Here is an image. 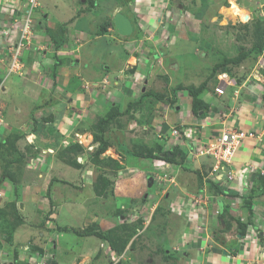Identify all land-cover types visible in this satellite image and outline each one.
<instances>
[{"label":"crops","instance_id":"0c3cea01","mask_svg":"<svg viewBox=\"0 0 264 264\" xmlns=\"http://www.w3.org/2000/svg\"><path fill=\"white\" fill-rule=\"evenodd\" d=\"M181 1L182 3L179 0H115L110 4L111 6L102 7L99 2L93 0H90V3L88 0H40L41 6L35 13L33 44L23 55L25 70L22 75L9 73L11 59L8 55L4 56L5 52L0 50V56L3 57V61L0 62V87L2 89L0 106L7 124L3 132L7 134L9 129L10 132L18 134L16 136L19 138L15 142L17 151L21 150L22 144L27 141L29 145L33 146V155L25 156L22 160H25V168L27 167L29 172L37 170L35 172H38L41 178L35 183L22 184L19 190H15L16 182L10 178L0 185V209L15 202L17 205L16 215L20 218L14 229L13 242L11 243L13 246L0 248L1 252L5 254L7 251L8 257L13 260L8 264H32L30 255L27 257V252L24 250L28 244L34 243L40 245L39 248H43L44 251L49 250L48 243L52 244L54 251L48 253L52 256L50 264H106V262L115 264L116 258L119 259V255L111 249L108 241L92 235H78L75 232L84 231L83 227L81 229L80 226H77L73 217L81 216L86 210L84 207L87 204L83 202L78 204L72 198L71 201L64 199L57 205L56 186L59 182L56 181L53 185L54 177L51 175L54 169L60 168L62 169L58 173L60 177H57L59 181L64 180L70 184L72 183L70 180H72L77 185L81 183L82 179L85 182L94 177L91 167L78 168V166L67 162V156L60 159L59 155L62 150L73 144L82 145L79 138L83 137L89 143L90 150H93L95 145L98 147V143L94 142L92 127L97 119L108 113L112 107H119L121 111L119 118H122L130 114V111L136 106L154 104L151 113L149 110L147 111V122L151 121L148 127L152 131H157V134L160 131L168 134V131L174 126L198 125L200 123V125L206 126L205 129H200L202 140L220 135L223 125L232 128L228 127V124L232 118L236 117L237 124L244 125L246 132L256 133L257 138L247 139L242 143L235 154L236 162H233L228 168L229 171L236 173L243 166L250 164L264 167V68L260 71L259 65L252 69L249 68L248 71L240 68V82L236 81L238 80L236 75L230 73V76L225 73L227 83L224 85V95L216 93L217 96L211 97L207 86L200 97L209 106L204 117L196 116L190 110L187 115H182V120L179 123L176 119L177 116H174L182 111L184 106L181 104L192 106L187 91H184L185 94L183 91H178L174 100L172 97L165 101H158L154 97H141V94L147 91L156 92L153 89L155 85L196 87V85L174 81V77L167 69L170 68L172 71V69L180 68L178 64L175 66L177 57H173V61L169 65L165 53L160 52L164 46L168 49L174 38L176 41L173 42V45H177L179 40L187 36L188 32L192 37L194 33L190 32L191 29L188 30L189 22L191 21L190 24L195 28L200 23L197 22L201 19L200 16L204 15V9L195 18L193 15H188L185 12L184 0ZM249 1L255 11L254 19H258L260 14L264 15V11L261 10H264L263 0ZM24 2L25 0H19L14 5L24 8ZM174 7H180L183 10L189 20L188 23L183 21L184 17L179 19L174 16ZM95 9L96 11L93 12ZM13 10L15 11L14 8ZM168 10L169 13H167ZM117 12H122L131 20L134 27L132 36L123 37L118 33L114 24V16ZM7 16L5 6L1 4L0 24L5 23ZM180 20L182 21L180 22ZM165 21L169 24V34L166 36L162 34L159 38L156 33ZM140 23L147 27L150 26L151 34L147 33L146 28L141 30ZM9 24L7 22L6 26ZM12 32L14 34V31ZM193 38L196 37L193 36ZM15 39L16 37L13 38V40ZM108 40L112 41L111 44ZM10 44L11 41H8V45ZM105 44L109 45L108 51L104 50ZM112 44L114 45L112 46ZM149 48L152 51L148 56H145ZM156 54L162 56L157 58ZM154 57L158 61H155ZM246 60L239 65L244 67ZM257 61V64L261 61L264 66L262 56ZM160 71H163L165 75L159 73ZM211 75L206 81L209 82L208 85L216 86V82H211L213 78ZM252 78L258 82L248 84V80H252ZM179 95L183 97L181 98L182 103L179 102ZM138 102L141 104L129 108L130 104ZM178 105L180 106L177 107ZM223 114L228 115L225 121H222ZM168 115H172L175 120L171 122L172 118L170 119ZM236 128L240 129L241 127ZM107 136L109 138L110 134L108 133ZM166 143V148H170L171 142ZM84 152L77 154L78 162L81 164L86 162L83 158ZM71 155L74 157V154ZM194 165L197 166L195 170L199 172L203 169L209 172L213 162L199 158ZM133 169L134 172L140 171L138 167ZM254 178L252 181L255 180ZM210 179L215 181L212 169L204 177L202 184V189L207 188L209 194L212 190L208 188ZM220 180L216 179L218 183H223L227 192L226 194H219L216 191L211 193L216 197L208 206L204 229L196 231L194 224L191 223L195 232L193 235L188 234L181 228L180 215L178 214L180 222L177 231L178 239L188 241L185 246L186 253L183 251L184 256L187 259H196L200 264H264V221L262 220L264 217V213H262L264 211V190H260L262 193L254 199V203L260 209L257 218L259 225L255 226L256 233L260 237L256 240L254 232L249 231L248 226L244 227V230L246 229L244 232L238 225L239 220L246 224L247 218L246 208H234V206H238L234 198L237 195L235 188L238 187V180L230 181L226 175H223ZM191 182L192 185L188 191L183 190L184 194H179V201L186 194L199 195L202 193L194 179L189 181V183ZM261 188H264V183ZM93 196L92 198L98 199V196ZM125 198L130 199L129 197ZM177 199L178 197L176 201ZM128 203L131 204V201L128 200ZM149 203L143 196L140 205H135V207L136 209L141 207L140 212L143 213L145 212L144 206H150ZM101 204V207L105 208V202L103 201ZM111 205L113 206L112 203ZM63 206H71L72 213L70 220L66 219V224L59 222V225L57 221ZM58 207L60 208L59 212H57ZM216 209L220 210V216L214 215ZM187 210L189 211V207ZM227 210H229L228 213H226ZM92 212L90 215L87 208L83 225L87 224L88 226L98 222L97 219L102 215L101 211L99 212L98 208ZM67 215H69L68 211ZM222 215L224 216L222 217ZM226 221L230 224L229 230H225ZM50 222L55 223L54 228ZM64 229L68 230L64 231ZM55 231L59 233L61 241L66 240L69 235L83 239H87L85 237L97 238L102 241L101 248H106V250L104 252L94 250L91 245H84L83 242L80 243L81 241L75 247L67 241L61 242L60 238L59 241L53 240L52 236ZM95 231L101 232L99 229H95ZM36 233L39 237L34 240L20 241L22 235V238L26 239L25 234L35 237ZM64 244L67 247L63 246ZM177 248L175 249L177 250Z\"/></svg>","mask_w":264,"mask_h":264},{"label":"rangeland","instance_id":"374dc122","mask_svg":"<svg viewBox=\"0 0 264 264\" xmlns=\"http://www.w3.org/2000/svg\"><path fill=\"white\" fill-rule=\"evenodd\" d=\"M93 1L99 2L102 7H109L115 0ZM243 1L244 0H229V2L228 0H184L183 3L185 2L184 6L186 8L185 12L188 15H193L194 18L197 17V14L202 9H204V15L202 17L200 16L201 19L197 21L200 23L197 24L195 28L190 24L191 21L189 22L186 18L183 10L180 9V7H174V16L179 19L184 17L183 21L185 23L189 22L188 30L191 29L190 32L194 33L193 36L201 42L197 41L193 36L191 37L188 32L187 36L179 40L177 45H173L176 38L171 40L172 45L170 44L168 49L162 45L164 47L161 48L160 52L165 53L167 64L169 63L170 65L173 61V57H177L175 66L178 64L180 68L178 70L172 69V71L170 68L167 69L170 75L174 77V81L200 87L201 85L198 84L205 82L210 77L216 64L222 63L224 59L238 58L242 53L246 54V58L244 59H247L244 63V67L246 68L242 65L228 64L218 70L212 78L211 82H216L217 85L207 86L210 92L209 95L215 97L217 96L216 93L218 92V88L225 87L224 85L226 83L221 84L223 79H227L225 73L230 76V73L236 75V77H238V80L236 81H239L241 78V76H239L241 75L240 68L248 71L249 68L252 69V67L255 68V66L259 65L257 64V60H259L260 56L264 55V51L261 54L259 53L261 48H264V17H262V21L255 20L249 24H245L241 18L234 19L231 17L230 13H228L229 8L240 7L247 10L251 15L252 12L248 10L247 7H244ZM263 1L262 3H264ZM88 2L90 3V0H88ZM179 2L182 3L181 0H179ZM261 10L264 11L263 9ZM95 11L96 9L93 12ZM169 12L170 11L168 10L167 13ZM181 21L182 20H180V22ZM140 27L141 30L146 28L148 31L147 33L151 34L150 26L147 27L143 25V23H140ZM168 27L169 24L166 21L160 25L158 32L156 31L159 38L162 34L164 36L169 34ZM109 41L110 40H108V42ZM111 42L112 41H110L109 44H111ZM113 45L114 44H112V46ZM108 48L109 45L105 44L104 50L108 51ZM151 51L152 49L149 48L145 56H148ZM156 55L158 56L157 58L162 56L161 54ZM154 58L155 61H158L156 57ZM159 73L163 76L165 75L163 71H160ZM179 86L180 85H155V88L153 89H155L157 94H162L164 97H168V99H171L170 97H172L174 100V98L177 97L176 95ZM183 94H185L184 91ZM180 96L181 95H179V102L182 103L183 100L181 98L183 97ZM151 105L153 108L154 104ZM181 105L184 106L182 107V111L174 115L177 116L176 119L179 123L182 120V115H187L188 111L193 109L191 105L186 106L184 103ZM179 106L180 105L177 107ZM123 109H125V107H123ZM148 110V104L147 106H136L130 111V114L115 121L109 131L110 137L108 140L110 141L111 146L103 155H101L99 163L96 161L97 159L94 155V152L97 150V145H95V148L93 147V150H90L88 148L90 145L86 142V139H84V137L79 138V141H81L83 147H85L83 158H85L84 160L86 161V164L84 163V167H91L94 171V177L85 182L82 179L81 183L78 185L72 180H70L72 183L68 184L64 180L59 181V178H57L60 177L58 173L62 169H54L51 175L56 179L53 178L52 183L54 185L56 181L59 182L56 186L58 191L57 205H59V202L64 199L71 201L72 198L73 200L75 199V202L78 204L83 202L87 204L84 207L86 210L81 216L76 215L73 217L77 226H80L81 229L84 228V231L82 232L90 233L95 229H99L101 232L106 233V235L125 237V242L123 244L119 243L123 250V254L119 256V259L118 257L116 258L117 262L115 264H200L196 259H187L184 254H182L183 251L185 253L187 251L185 246L188 241L185 242V240L180 241L178 239L179 235L177 234V231L179 230L180 222L181 228L188 234L193 235L195 231L186 215L184 216L180 214L179 222L175 206L176 198L178 197L177 201L180 199L179 194L183 195V190L188 191L189 187L192 185V182L189 183L191 179H194L196 185L199 184V175L195 173V168L197 166H195L194 163L196 161L192 163L186 162L181 165L170 164L171 167L169 170H164L156 168L160 159L141 158L139 156V152L145 151L146 148L153 149L155 151L154 153L159 155V152L157 151L158 147H160L159 145L166 147V142H168L167 140L158 137L157 131L154 132L148 127ZM168 116L170 119L172 118L170 120L171 122L175 120L172 115ZM240 124H237V119L234 117L229 122L228 127L236 128L239 126L242 131H245L244 125ZM6 126L7 124L5 122L0 129V180L10 178L13 182H16L15 190H19L22 184L35 183V181L37 182L41 178L39 177L38 172H35L37 170L29 172L27 167L25 168V160H22L25 156L31 157L33 155V146L29 145L27 141L25 144H22L21 150L17 151V149H15V142L19 136H17L18 138L15 137V139L14 136L18 134L10 132L9 129L8 133L5 134L3 131L6 129ZM145 126L147 127L145 128ZM170 132L171 131L169 130L168 133ZM198 144L200 146L201 141H199ZM118 147H120V149H118ZM59 156L60 159L65 158L66 156L68 159L69 157V155H66L65 150H62ZM233 162H236L235 157ZM136 167L140 168V171L134 172L133 168L136 169ZM200 173L202 175H207V170L203 169ZM149 177L152 178V181H148ZM103 179H108L110 181V186L108 187L105 196H98L96 195L97 188L101 185ZM256 182H254L253 187V189L255 188V191L260 189V183ZM93 195L98 196V199L96 200L92 198L94 197ZM143 196L148 202H150L149 204H151L152 207L151 205H143L145 212L142 213L140 212L141 207L136 209L135 205H140ZM125 197H129L130 199ZM128 200L131 201V204L128 203ZM103 201L105 202V208L101 207ZM181 201L182 200H180V202ZM9 205L10 203L8 204V207L0 209V248L2 246H13L11 243L13 242L12 238L13 233L15 232L14 229L16 224L19 223L18 221H20ZM63 207L64 208L61 213H59L60 215L57 221L59 225L60 223L66 224V219L70 220V215L72 213L71 206ZM97 207L102 214L99 213L101 217L97 219L98 222L88 226L87 224L83 225L84 216L87 214V208L91 215L93 210H98ZM59 211L60 208L58 207L57 212ZM67 211L69 215H67ZM121 215L122 217H119ZM50 224L54 228L55 223L50 222ZM29 235L30 234H25V236H27L26 239L25 237L23 239L22 235L20 241L27 239L34 240L36 237H39L38 233L35 234V237ZM52 238L53 240L59 241V233L57 231L53 232ZM85 238L87 239L69 235L66 237V240L61 241L60 238V241H67L75 247H77L79 241H81L80 243L83 242L84 245H91V248L94 250H101L102 252L106 250V248H101V240L94 237ZM19 245H21L20 242ZM39 246L40 245L35 243L28 244L27 248L24 250L28 251L27 257L30 253H34V251H38L37 253L39 254L41 251L45 253H52L54 251L52 250L51 243H48L47 247L49 250L46 249V251H44L43 248H39ZM63 246H66V244ZM177 247H179L180 250H176L175 248ZM6 254L8 255L9 253L6 252ZM41 260L42 257L39 255L33 254L30 256L32 264H36L37 262L41 263ZM106 264L110 263L106 262Z\"/></svg>","mask_w":264,"mask_h":264},{"label":"built area","instance_id":"2783aa9c","mask_svg":"<svg viewBox=\"0 0 264 264\" xmlns=\"http://www.w3.org/2000/svg\"><path fill=\"white\" fill-rule=\"evenodd\" d=\"M18 2L19 0H1L0 5L3 4L5 6L8 16L5 18V23L0 24V50L5 52L4 56L8 55L11 59L9 73L22 75L25 70L23 55L33 44L36 23L35 13L41 6V2L40 0H25L24 8L19 5H14ZM7 22L10 23L9 26H6ZM12 31H14V34ZM14 37H16L15 40H13ZM8 41H11V46L8 45ZM2 61L3 57L0 56V62ZM261 68H263V65H261ZM257 82L258 80L253 78L252 80H248V84H256ZM222 83L227 82L223 79L221 84ZM224 89L225 87H219L217 93L219 95L224 94ZM227 117V114H223L222 121H225ZM4 123L3 110L0 106V129ZM205 128L206 126L203 124L200 125V123L198 125L182 124L171 128V132L168 134L160 131L158 137L167 140L168 143L171 142V146L178 145L181 149L187 151L188 161L194 162L203 157L212 158L215 161L212 172L216 179L218 178L219 181H221L220 179L223 178V175H226L227 179L230 181L238 180V187L235 188L237 195L234 196L238 206H234V208H245V199H247L250 191L254 187L252 179L257 176H264V167L258 164H250L243 166V168L239 169L236 173L233 171L230 172L226 167L233 164L235 154L245 140L257 138L256 133L242 131L241 129L227 128L223 125V130L220 135L202 140L200 137V129L203 130ZM199 141H201L200 146L198 144ZM170 167V163L163 160H160L156 166V168L164 170H169ZM218 196L220 197L221 195ZM215 197L214 195H210L207 189H203L202 193L199 195L186 194L185 197L181 199L182 202L179 200L175 202L176 210H178L180 214L186 215L188 221L194 224L195 230L200 231L206 226L205 217L208 214V206L213 202ZM188 207L189 211L187 210ZM253 212L254 215L250 219L248 211L245 209V214H247L245 223L248 226V230L254 232V236L257 240L259 235L256 233L255 226L259 225V219L257 218L260 209L256 203L253 205ZM220 213V210L216 209L214 215L219 216ZM262 213H264V211H262ZM262 220L264 221V217ZM177 250L179 249L177 248ZM31 254L42 257L41 263L37 262L36 264H50V260L52 259V256L45 252L43 254L30 253L29 255L31 256ZM11 262H13V260L10 259L8 255L4 252L0 253V264H8Z\"/></svg>","mask_w":264,"mask_h":264},{"label":"trees","instance_id":"16d2710c","mask_svg":"<svg viewBox=\"0 0 264 264\" xmlns=\"http://www.w3.org/2000/svg\"><path fill=\"white\" fill-rule=\"evenodd\" d=\"M262 17L263 16L260 15L259 19H257V20L262 21L263 20ZM263 51H264V48L262 47L259 53L261 54ZM245 58H246V54L242 53L238 58L224 59V61L222 63L215 65L214 70H213V74L211 75V77L212 76L214 77L215 74L218 72V70H220L221 68L225 67L228 64L239 65L240 63H242V61ZM208 83H209L208 81H205L200 87H196V88L193 86H190V87L179 86L178 87V91H187V94L189 95V97L192 101V107H193L192 111L196 116L204 117L205 114H207L209 106L200 97H201V94L207 88ZM141 97L142 98L154 97L158 101H161V100L165 101V99L169 100L166 96L164 97V95H162V94H157L156 92H150V91H147V92L141 94ZM142 100H141V102H142ZM137 104L140 105L141 103L138 102L136 104L135 103L130 104L129 108H131L132 106H136ZM148 106H149V112L151 113V111L153 110L152 105L149 104ZM120 116H121V111H120L119 107H112L108 113H106L104 116L99 117L97 119L96 123L94 124V126L92 127L94 142L96 144L98 143L97 150L94 152V155L97 159L96 161L98 163L100 162L101 155H103L111 146L110 141L108 140L107 134L109 133L111 126L115 123V121L117 119H119ZM150 122H148V123H150ZM15 137L18 138L17 136H14V138ZM159 146L160 147H158V150H157L159 152V155H156L154 153L155 151L153 149L146 148L145 151L139 152V156L141 158L160 159V160L166 161L170 164H177V165L185 164L187 162V151L181 149V147H179L178 145H172V146H170V148L169 147L166 148L163 145H159ZM84 150H85L84 147L78 143L73 144L69 148H66L65 151H66L67 155H69L67 162H69L70 164L78 166V168H80V167L85 168L84 167L85 164H81L78 162V156H77V154H79V153L82 154L84 152ZM71 154H74V157ZM203 158H205L206 160H211L214 164L213 159H211L209 157H203ZM209 172L207 171V175ZM195 173L197 175H199L198 187H199V190L201 189V192H202L203 191V189H202L203 180H204V177L207 175H204V174L202 175L197 170H195ZM254 179H255V181H258L260 183V189L259 190L257 189L258 191L257 190L255 191V188L252 189L250 191L247 199H245V208L248 211L250 219L254 215V212H253L254 199L258 194L262 193V191L264 190V188H261L262 183H264V176H259V177L257 176ZM4 180L5 179L0 180V185L3 183ZM208 182H209L208 188L212 189L210 191V195L212 192L214 193V191L218 192L219 194L220 193L226 194L227 191L223 187V183L221 184L220 182L218 183L216 180L213 181L211 179ZM109 186H110V181L108 179H103L101 182V185L97 188V194L96 195L105 196L107 194L106 192H107V189ZM260 190H262V191H260ZM9 206H10L11 210L15 214H17L16 213L17 212L16 203L15 202L10 203ZM228 212H229V210L226 211V213H228ZM223 216L224 215H222V217ZM17 218H18V216H17ZM238 225L245 232L246 229L244 230V227L246 228L247 225L244 224L243 222H241L240 220L238 221ZM229 229H230V224L228 223V221H226L225 230H229ZM67 230L68 229H64V231H67ZM75 232L78 235H84V236L92 235V236H96V237H98L104 241H108L109 245L113 251H115L119 256L121 254H123V250L121 249L120 244H119V243L123 244L125 242V237H123V236L114 237V236L106 235V233L99 232V231H95V232L93 231L90 233L79 232V231H75ZM259 237L260 236H258V238ZM37 252L34 251V253H37ZM43 253H44L43 251L40 252V254H43ZM119 264H121V263H119Z\"/></svg>","mask_w":264,"mask_h":264},{"label":"water","instance_id":"95a60500","mask_svg":"<svg viewBox=\"0 0 264 264\" xmlns=\"http://www.w3.org/2000/svg\"><path fill=\"white\" fill-rule=\"evenodd\" d=\"M244 6L248 7L251 12H253V7L250 5V2L248 0L244 1ZM254 18L256 17L255 14H253ZM114 24L115 27L120 35L123 37H130L133 35L134 27L131 22V20L126 17L122 12H117L114 16ZM149 181H152V178L149 177Z\"/></svg>","mask_w":264,"mask_h":264},{"label":"bare ground","instance_id":"6f19581e","mask_svg":"<svg viewBox=\"0 0 264 264\" xmlns=\"http://www.w3.org/2000/svg\"><path fill=\"white\" fill-rule=\"evenodd\" d=\"M228 13H230L231 17L234 19L241 18L243 22L247 23L250 20V14L244 8L235 7L229 8ZM87 142V141H86Z\"/></svg>","mask_w":264,"mask_h":264},{"label":"clouds","instance_id":"9594fccd","mask_svg":"<svg viewBox=\"0 0 264 264\" xmlns=\"http://www.w3.org/2000/svg\"><path fill=\"white\" fill-rule=\"evenodd\" d=\"M244 1H245V0H244ZM248 1H249V0H248ZM249 2H250V1H249ZM243 5H244V3H243ZM244 7H245V6H244ZM247 9L250 10L248 7H247ZM252 14H255L254 11L252 12ZM252 14L250 15V20H249L247 23H245V24H249L250 22L257 20V19H254V16H253V20H252ZM260 15H262V16L264 17L263 14H260ZM260 15H259V16H260ZM262 58H264V55H262ZM261 65H263V64H262V62L260 61V63H259V66H260V69H259V70H260V71L262 70ZM263 68H264V66H263ZM235 129H237V128H235ZM211 159H212V158H211ZM195 161H196V160H195ZM213 161H214V160H213ZM187 162H190V163H191L192 161H188V160H187ZM214 165H215V161H214L213 167H214ZM213 167H212V170H213ZM229 167H230V166H227L226 169L229 170V169H228ZM212 173H213V172H212ZM214 178H215V177H214ZM215 180H216V178H215ZM252 180H253V179H252ZM254 181H255V180H254ZM254 181H253V183H254ZM204 189H207V188H204ZM207 190H208V189H207ZM208 193H209V192H208ZM175 202H176V201H175ZM176 213L180 215V212H179L178 210H176ZM220 215H221V214H220ZM220 215H219V216H220Z\"/></svg>","mask_w":264,"mask_h":264}]
</instances>
